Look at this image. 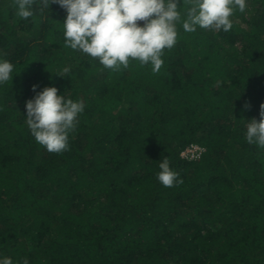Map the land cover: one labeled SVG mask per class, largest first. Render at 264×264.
Returning a JSON list of instances; mask_svg holds the SVG:
<instances>
[{
  "label": "trees",
  "instance_id": "trees-1",
  "mask_svg": "<svg viewBox=\"0 0 264 264\" xmlns=\"http://www.w3.org/2000/svg\"><path fill=\"white\" fill-rule=\"evenodd\" d=\"M246 3L228 32L188 33L178 22L153 73L138 60L107 69L65 47L58 4L37 0L21 19L0 0V59L14 65L0 85V257L264 264V150L244 138L264 103V0ZM33 84L85 103L68 150L49 153L30 134ZM192 145L200 154L182 157ZM164 156L182 184L156 179Z\"/></svg>",
  "mask_w": 264,
  "mask_h": 264
},
{
  "label": "clouds",
  "instance_id": "clouds-1",
  "mask_svg": "<svg viewBox=\"0 0 264 264\" xmlns=\"http://www.w3.org/2000/svg\"><path fill=\"white\" fill-rule=\"evenodd\" d=\"M21 19L34 15L37 0H13ZM43 7L58 4L63 18L65 47L97 59L107 69L119 71L129 67L130 60L151 65L158 73L164 64L165 49H172L178 38L177 23L185 32L200 29L228 32L233 27L230 17L236 10L244 12L246 0H40ZM186 5L182 18L180 5ZM142 21L143 23H138ZM14 65L0 59V85L11 82ZM70 72L63 69V77ZM24 102L26 124L35 141L49 153H61L69 148V133L78 124L85 110L82 100L66 99L55 86H45ZM247 107V105H245ZM259 121H246L245 140L264 150V103L260 104ZM156 179L164 187L183 183L179 173L170 167L167 156L158 164ZM0 264H13L10 257H0ZM18 264H29L24 258Z\"/></svg>",
  "mask_w": 264,
  "mask_h": 264
},
{
  "label": "built area",
  "instance_id": "built-area-1",
  "mask_svg": "<svg viewBox=\"0 0 264 264\" xmlns=\"http://www.w3.org/2000/svg\"><path fill=\"white\" fill-rule=\"evenodd\" d=\"M201 151H202V148H200L197 145H192L184 149L181 152V156L185 158H195L200 154Z\"/></svg>",
  "mask_w": 264,
  "mask_h": 264
},
{
  "label": "rangeland",
  "instance_id": "rangeland-1",
  "mask_svg": "<svg viewBox=\"0 0 264 264\" xmlns=\"http://www.w3.org/2000/svg\"><path fill=\"white\" fill-rule=\"evenodd\" d=\"M138 23H142V21H138Z\"/></svg>",
  "mask_w": 264,
  "mask_h": 264
}]
</instances>
